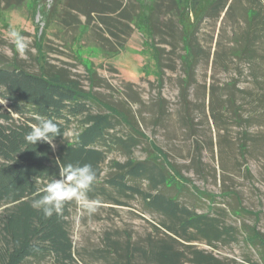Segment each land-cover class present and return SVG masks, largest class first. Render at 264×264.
I'll return each instance as SVG.
<instances>
[{
    "label": "rangeland",
    "instance_id": "374dc122",
    "mask_svg": "<svg viewBox=\"0 0 264 264\" xmlns=\"http://www.w3.org/2000/svg\"><path fill=\"white\" fill-rule=\"evenodd\" d=\"M53 1L25 0L7 9L0 4V59L17 62L30 72H58L78 80L90 93L94 112L117 117L112 136L138 139L130 155L111 143L101 164L102 179L114 171L113 161L156 156L175 180L184 182L165 188L168 195L197 213L216 211L235 229L234 241L213 247L203 240L191 244L224 261L240 263L247 257L263 264L260 247L245 241L243 225H254L264 233V47L258 48V56L250 62L235 58L229 23L206 19L196 32L203 53L184 92L186 73L177 57L183 53L180 43L176 49L162 46L166 59L159 75L139 30L127 37L122 49L115 50L106 43L103 31L86 24L81 15H75L76 22L70 26L62 24V5L51 9ZM51 12L57 17L50 20ZM9 29L25 38L24 57L7 38ZM78 127L79 122H74L67 133H76ZM241 142L246 143L244 152L239 149ZM136 184L148 188L145 180ZM200 191L216 195L214 201L210 203ZM120 199L126 205L99 202L91 215L78 204L71 210L70 231L78 264H104L92 252L103 246L106 233L141 244L148 235L161 237L152 227L161 216L147 210L141 197Z\"/></svg>",
    "mask_w": 264,
    "mask_h": 264
},
{
    "label": "trees",
    "instance_id": "16d2710c",
    "mask_svg": "<svg viewBox=\"0 0 264 264\" xmlns=\"http://www.w3.org/2000/svg\"><path fill=\"white\" fill-rule=\"evenodd\" d=\"M24 1L0 0V4L7 9ZM57 5H62V24L70 26L76 22L75 15H81L86 24H95L103 31L106 43L115 50L122 49L127 37L139 30L159 75L166 59L162 46L169 44L176 49L180 43L183 53L177 57L186 73L184 92L203 53L196 43V32L206 19L229 23L235 58L250 62L258 56V48L264 47V0H54L51 9ZM52 14L50 20L57 17L56 12ZM90 99L79 81L68 75L34 73L17 62L0 59V264H45V259L53 264H78L70 231V214L77 203L66 202L62 213L51 217L33 207L37 193L59 178V166L68 163H87L94 168L96 181L88 193L90 199L126 205L120 198L141 197L147 210L161 216L158 225L152 226L161 237L148 235L143 244L106 233L103 246L92 252L104 264H260L247 257L240 263L224 261L191 244L203 240L213 247L234 241L235 229L216 211L197 213L168 195L165 188L183 186L184 182L175 180L156 156L113 161L114 171L102 179L101 164L111 143L130 155L138 139L112 136L117 117L111 112H94ZM37 116L59 125L62 136L53 139L54 148L46 142L33 145L26 141L31 126L38 123ZM74 122H79L78 130L67 140L63 134ZM239 149L244 152L246 143L241 142ZM141 180L146 181L147 189L136 184ZM199 193L210 203L216 196ZM253 215L257 221L258 212ZM243 226L245 241L260 247L264 264V233L254 225Z\"/></svg>",
    "mask_w": 264,
    "mask_h": 264
},
{
    "label": "clouds",
    "instance_id": "9594fccd",
    "mask_svg": "<svg viewBox=\"0 0 264 264\" xmlns=\"http://www.w3.org/2000/svg\"><path fill=\"white\" fill-rule=\"evenodd\" d=\"M7 38L14 44L16 53L25 56L27 42L25 38L15 29H9ZM38 123L31 126V131L26 134V141L35 145L37 142H46L53 148L52 143L56 136H62L59 125L52 119L36 117ZM65 138L75 133L63 134ZM96 181V172L91 164L68 163L59 166V178L48 182L37 193L38 199L34 200L33 207L42 211L45 217L54 214L60 215L65 203L75 201L83 212L91 215L98 210L99 202L89 198V191ZM42 193V194H41Z\"/></svg>",
    "mask_w": 264,
    "mask_h": 264
}]
</instances>
